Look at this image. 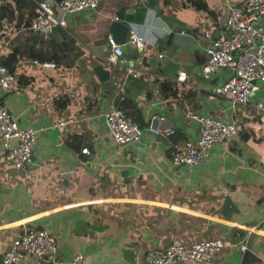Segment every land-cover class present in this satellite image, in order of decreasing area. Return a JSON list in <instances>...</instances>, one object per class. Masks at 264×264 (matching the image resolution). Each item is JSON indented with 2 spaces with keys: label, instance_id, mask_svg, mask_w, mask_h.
<instances>
[{
  "label": "crops",
  "instance_id": "1",
  "mask_svg": "<svg viewBox=\"0 0 264 264\" xmlns=\"http://www.w3.org/2000/svg\"><path fill=\"white\" fill-rule=\"evenodd\" d=\"M238 1L97 0L43 36L28 26L27 0H0V62L14 76L0 103L21 127L44 126L20 168L0 144V256L36 226L54 235L56 252L16 264H68L75 253L84 264H133L174 238L216 237L229 244L178 264H264V114L206 94L230 70L200 72L205 46ZM113 16L142 36L141 47L121 45L142 70L132 76L110 64L104 84L94 67L110 53ZM179 70L186 82L174 79ZM255 100L264 102V82ZM111 105L140 123L137 140H112L102 117ZM194 111L234 120L236 132L214 142L202 163L173 164L174 144L197 135Z\"/></svg>",
  "mask_w": 264,
  "mask_h": 264
},
{
  "label": "built area",
  "instance_id": "2",
  "mask_svg": "<svg viewBox=\"0 0 264 264\" xmlns=\"http://www.w3.org/2000/svg\"><path fill=\"white\" fill-rule=\"evenodd\" d=\"M30 1L32 11L28 26L43 36L51 32L55 25L64 28V18L68 12L95 8L97 4V0H57L55 13L47 0ZM112 19L118 20V17L113 16ZM105 40L110 53L103 58V68L110 64L115 65L122 67L132 76L142 70L133 66L129 59L122 57L121 43L116 42L110 32L106 33ZM124 42L141 47L144 40L140 34L129 29ZM251 47L255 50L250 51ZM204 51L206 57L200 65L203 75L207 76L219 68L231 71L220 83L204 87L206 94L223 99L229 108L235 104H248L264 114V102H250V96L259 84L264 82V0H240L228 4L222 29L211 38ZM41 64L50 66L54 63L43 60ZM13 78L9 69L0 62V87H8ZM174 79L186 82L185 71L179 70ZM189 115L197 124V135L195 139H184L174 144L170 155L173 164L193 166L202 163L207 159L210 146L214 142L224 141L236 132L235 121L232 119L226 120L199 111ZM102 117L114 142L124 143L139 138L140 123L123 114L115 106L111 105L105 109ZM43 128V125L21 127L7 105L0 103V144L4 157L12 166L20 168L30 159L37 135ZM81 150L87 149L82 147ZM226 244H229L227 240L217 237L191 239L187 245L174 238L163 248L147 251L140 261L133 264H178L187 260H208L215 250ZM56 249L52 233L44 228L32 226L12 239L9 247L0 256V264H16L25 255L51 260ZM68 264H84L83 255L73 254Z\"/></svg>",
  "mask_w": 264,
  "mask_h": 264
},
{
  "label": "water",
  "instance_id": "3",
  "mask_svg": "<svg viewBox=\"0 0 264 264\" xmlns=\"http://www.w3.org/2000/svg\"><path fill=\"white\" fill-rule=\"evenodd\" d=\"M108 29L111 30L112 33L114 34V37H115L114 39L116 40V42L121 43V45H123V41L126 35L125 33L127 31V26L119 20L112 19L109 22ZM249 50L254 51L255 48L251 47ZM94 72L98 76L99 79L103 80L104 84L106 83L108 84V78H107L108 69L107 68H103L102 65L97 64L94 67ZM155 123H156V118H153L151 120V125L154 127Z\"/></svg>",
  "mask_w": 264,
  "mask_h": 264
},
{
  "label": "trees",
  "instance_id": "4",
  "mask_svg": "<svg viewBox=\"0 0 264 264\" xmlns=\"http://www.w3.org/2000/svg\"><path fill=\"white\" fill-rule=\"evenodd\" d=\"M55 1H57V0H55ZM27 4L29 5V10H30V13H31V10H32V7H31V4H32V2L30 1V0H27ZM2 63H5L4 61H1Z\"/></svg>",
  "mask_w": 264,
  "mask_h": 264
}]
</instances>
